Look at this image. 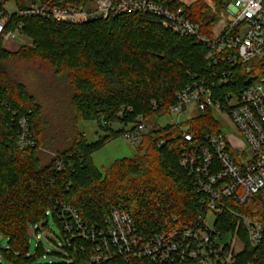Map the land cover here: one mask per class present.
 Returning <instances> with one entry per match:
<instances>
[{
	"label": "trees",
	"instance_id": "1",
	"mask_svg": "<svg viewBox=\"0 0 264 264\" xmlns=\"http://www.w3.org/2000/svg\"><path fill=\"white\" fill-rule=\"evenodd\" d=\"M11 1L18 9L14 13L5 8ZM26 1L0 0V11L7 17L6 31L21 23L22 36L34 39L35 46H25L18 53L27 61L53 69L51 79L47 77L48 82H44L56 119L45 118L42 106L3 67L14 54L0 38V232L8 240V247L1 249L3 256L12 264L87 263L91 243L75 239L66 244L59 204L76 208L89 227L102 226L112 206H124L143 240L177 222H194L206 207L180 160L185 152L205 145V135L222 131L223 125L213 112H198L185 124L156 125L147 130L136 145L135 156L115 160L105 173L95 165L92 155L124 136L137 118L149 121L162 111L170 112L177 93L192 81L193 75L207 71L208 48L175 34L153 14H111L76 23L21 16L20 12L30 6ZM48 1L40 0L39 4ZM112 1L118 4L123 0ZM155 1L182 6L187 17L210 34L227 0H194L189 4L181 0ZM76 2L95 4V0ZM56 53L61 57L66 53V60L57 58ZM23 119L33 143L22 146ZM81 120L97 121L102 134L96 141L89 142L78 129ZM184 130L194 135V141L184 138ZM41 149L52 151L56 158L42 165ZM58 159L62 160L60 170L55 165ZM231 205L264 226V203L258 197L244 205L231 201ZM49 215L63 234L62 248L64 253L69 251L67 261L41 262L46 252L40 242L36 253H30V229ZM235 225L236 218L229 214L216 221L224 231ZM236 259L237 264H264V237L257 246L246 241ZM103 264L150 263L144 258L116 256Z\"/></svg>",
	"mask_w": 264,
	"mask_h": 264
},
{
	"label": "built area",
	"instance_id": "2",
	"mask_svg": "<svg viewBox=\"0 0 264 264\" xmlns=\"http://www.w3.org/2000/svg\"><path fill=\"white\" fill-rule=\"evenodd\" d=\"M76 1L50 0L30 5L20 15L76 23L122 13L161 17L175 34L190 37L208 48L207 71L193 75L192 81L177 93L170 112L187 113L192 105L198 112L220 113L230 122L233 132L223 126L222 131L205 135V145L185 152L180 160L206 207L194 222H177L143 240L124 206H112L102 226L89 227L76 208L58 203L66 244L75 239L91 243V258L85 264H103L116 256L144 258L150 264H237L236 257L244 250L246 241L257 246L264 237V226L259 220L231 205V201L244 205L253 197L264 203V0H227L210 34L202 32L182 6L155 0H123L118 4L96 0L90 7ZM6 25L7 17L0 11V38L23 40L21 23L9 31ZM21 123L22 146L33 143L27 136L26 120ZM147 125L148 120L137 118L124 137L136 146ZM183 135L187 141H194L188 130ZM55 165L60 170L62 160H56ZM210 212L216 219L209 227ZM225 214L236 218L235 227L229 231L216 226V221ZM225 232H231L233 238L222 243Z\"/></svg>",
	"mask_w": 264,
	"mask_h": 264
},
{
	"label": "rangeland",
	"instance_id": "3",
	"mask_svg": "<svg viewBox=\"0 0 264 264\" xmlns=\"http://www.w3.org/2000/svg\"><path fill=\"white\" fill-rule=\"evenodd\" d=\"M184 3H191L194 0H181ZM96 2V0H95ZM33 3L39 4L40 0H27L26 4L32 5ZM8 7L15 6L14 1L8 2ZM94 4L90 5L93 7ZM224 10V8H223ZM45 36V35H44ZM45 47H48L47 39L44 40ZM4 45L7 50L14 54L13 57H10L8 60L4 61L3 67L6 69L8 74L12 79L20 84L30 95H32L35 101L42 106L43 116L49 120L56 119V112L53 106L51 98H49L46 93V84L44 81L48 82L51 79V74L53 72L52 68H47L37 62L27 61L21 56L20 52L23 47H33L34 39L32 37L23 36V40L15 39L14 41H4ZM49 51V49H48ZM60 60L62 58L66 60L67 56L65 55L58 56ZM73 58L75 55H71ZM33 60V59H32ZM198 115V111L195 109V106L190 107L187 113L179 114L178 112H167L162 111L159 114L155 115L148 121L147 130H152L156 125L165 126L172 123H184L194 116ZM215 117L219 122L226 127L228 132H233L232 125L226 119V117L220 113H215ZM78 129L84 133L86 139L89 142H94L98 139L99 134H102L98 127V123L95 120H81L78 123ZM137 153L136 146H133L129 141L124 137L120 136L116 139L111 140L109 143L104 145L101 149L97 150L93 155V161L95 165L105 173V170L117 159L120 158H131L134 157ZM55 153L49 150L41 149L39 152V158L42 165L49 164L52 159L55 157ZM215 215L213 212L208 214L207 220L209 221L208 226H213L215 222ZM48 225H44V223ZM30 253H36V246L40 242L46 252L45 257H40L41 262L53 261V262H64L69 258L66 257L68 252L64 253L63 247V234L60 227L55 222L51 215L48 216L47 220L45 219L37 226H33L30 229ZM233 238L231 232H225L223 240H220L222 243L229 242ZM8 247V240L0 232V264H12L10 263L5 256H3L1 249ZM59 252H62L66 255H60Z\"/></svg>",
	"mask_w": 264,
	"mask_h": 264
},
{
	"label": "crops",
	"instance_id": "4",
	"mask_svg": "<svg viewBox=\"0 0 264 264\" xmlns=\"http://www.w3.org/2000/svg\"><path fill=\"white\" fill-rule=\"evenodd\" d=\"M5 8H6V10H7L9 13H14V12H16V11L18 10L16 5H15V6H10V7H8V4H6V5H5Z\"/></svg>",
	"mask_w": 264,
	"mask_h": 264
},
{
	"label": "water",
	"instance_id": "5",
	"mask_svg": "<svg viewBox=\"0 0 264 264\" xmlns=\"http://www.w3.org/2000/svg\"><path fill=\"white\" fill-rule=\"evenodd\" d=\"M183 108L185 109L186 107L184 106Z\"/></svg>",
	"mask_w": 264,
	"mask_h": 264
}]
</instances>
